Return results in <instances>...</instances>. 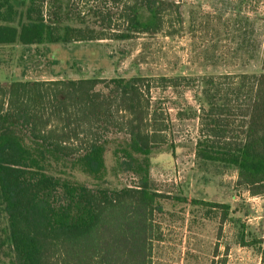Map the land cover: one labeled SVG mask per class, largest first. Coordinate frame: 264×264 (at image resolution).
Wrapping results in <instances>:
<instances>
[{
    "label": "trees",
    "instance_id": "trees-1",
    "mask_svg": "<svg viewBox=\"0 0 264 264\" xmlns=\"http://www.w3.org/2000/svg\"><path fill=\"white\" fill-rule=\"evenodd\" d=\"M184 1L0 0V47L172 34ZM194 80L0 78V218L13 264H152L161 239L154 215L169 197L151 185V156L163 146L174 154L175 144L150 89L153 81L177 88ZM198 84L196 157L234 169L237 186L264 195V71L211 73ZM111 144V172L132 174L133 186L104 185ZM196 203L229 211V204ZM241 243L264 264L261 240L242 235Z\"/></svg>",
    "mask_w": 264,
    "mask_h": 264
},
{
    "label": "rangeland",
    "instance_id": "rangeland-1",
    "mask_svg": "<svg viewBox=\"0 0 264 264\" xmlns=\"http://www.w3.org/2000/svg\"><path fill=\"white\" fill-rule=\"evenodd\" d=\"M83 7L80 0H75ZM181 23L175 33L138 34L131 39L72 41L47 46L0 47V78L55 79L79 77H159L185 75L189 87H164L153 81L151 102L170 120L175 144L153 151L152 187L169 198L154 215L161 239L153 242L152 264H260L257 250L242 245L258 239L264 246V195L251 196L236 185V172L204 163L195 155L199 107L198 81L206 74L264 71V0H187L180 4ZM120 23H117L119 26ZM121 28V25H120ZM46 51V52H45ZM114 144L104 158V185L133 186L129 173H113ZM110 171V172H109ZM72 175L90 187L96 182L78 171ZM177 197L186 201H177ZM202 200L229 204L222 208L197 204ZM0 218V264H13L3 244Z\"/></svg>",
    "mask_w": 264,
    "mask_h": 264
}]
</instances>
